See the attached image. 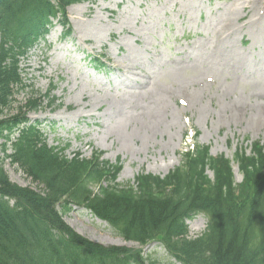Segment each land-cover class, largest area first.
I'll return each mask as SVG.
<instances>
[{
	"label": "rangeland",
	"instance_id": "374dc122",
	"mask_svg": "<svg viewBox=\"0 0 264 264\" xmlns=\"http://www.w3.org/2000/svg\"><path fill=\"white\" fill-rule=\"evenodd\" d=\"M68 15L72 35L62 39L55 21L21 59L27 87L14 89L15 112L32 88L44 93L54 85L62 105L44 103L30 116L42 122L49 144L70 143L68 156L100 150L112 162L121 158L118 181L125 182L141 171L167 174L194 140L227 156L239 144L264 143V0H87ZM93 57L106 66L97 68ZM5 169L39 189L9 160ZM233 170L239 181L236 164ZM74 208L64 219L82 235L141 247ZM187 223L197 237L208 219L199 213ZM143 251L157 253L160 264H181L158 243Z\"/></svg>",
	"mask_w": 264,
	"mask_h": 264
},
{
	"label": "trees",
	"instance_id": "16d2710c",
	"mask_svg": "<svg viewBox=\"0 0 264 264\" xmlns=\"http://www.w3.org/2000/svg\"><path fill=\"white\" fill-rule=\"evenodd\" d=\"M82 1L0 0V138L10 140L27 121L22 110L43 103L42 96L32 95L16 108L21 113L5 114L14 109V89L24 85L20 56L47 33L52 17L67 25L66 7ZM45 96L55 102L49 92ZM19 134L7 157L44 188L39 192L13 183L0 160V264L159 263L133 248L106 246L78 234L57 210L63 200L64 208L71 202L86 205L126 240L162 241L185 264H264V146L258 142L250 155L243 148L235 154L244 174L240 184L229 159L214 158L207 147L197 146L167 178L142 176L138 191H122L111 184L114 171L109 174L105 161L66 162L44 144L37 124ZM2 146L6 151V143ZM207 168L214 171L213 180ZM104 179L110 180L105 187L100 185ZM199 211L209 217L208 231L193 239L185 220Z\"/></svg>",
	"mask_w": 264,
	"mask_h": 264
},
{
	"label": "bare ground",
	"instance_id": "6f19581e",
	"mask_svg": "<svg viewBox=\"0 0 264 264\" xmlns=\"http://www.w3.org/2000/svg\"><path fill=\"white\" fill-rule=\"evenodd\" d=\"M79 232H80V230H79Z\"/></svg>",
	"mask_w": 264,
	"mask_h": 264
}]
</instances>
